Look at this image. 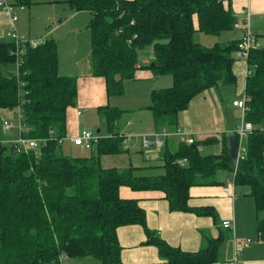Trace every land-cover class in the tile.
<instances>
[{"label":"trees","instance_id":"obj_1","mask_svg":"<svg viewBox=\"0 0 264 264\" xmlns=\"http://www.w3.org/2000/svg\"><path fill=\"white\" fill-rule=\"evenodd\" d=\"M229 1L65 0L71 12L91 15L87 26L91 75L105 80L108 97L123 94V82L135 79L139 52L151 47L152 60L146 68L155 77L172 79L170 87L150 94L147 109L158 132L177 128L179 114L199 94L236 84L238 40L212 47L194 41L196 32L218 37L239 26ZM31 5V0L12 4ZM241 23L245 30L244 18ZM14 49L13 42L0 41V130L8 131L2 129L7 121L2 119L4 112L17 109L18 139L36 141L37 147L17 151L13 141H7L10 146L0 141V264H72L87 257L94 260L90 264H124L117 230L130 225L141 227L146 244L157 249L161 262L155 264H214L223 235L208 239L195 252L171 247L147 228L138 200L122 199L119 191H158L170 212L214 219L213 211L190 208L188 201L192 187L218 184L215 176L220 171L228 173L235 188L248 189L261 217L257 240L264 243V47L252 50L246 61L250 73L245 79L249 101L244 121L253 125V131L245 141L244 158L234 165L227 138L218 155L199 151L201 146L215 145V138L180 143L177 150L165 151L163 174L156 176L139 175L133 167H101L100 157L126 151L116 134L125 112L111 106L98 109L110 135L86 150L87 156L64 155L66 110L76 102V78L59 75L52 39L36 47L26 44L16 73L5 71L16 64Z\"/></svg>","mask_w":264,"mask_h":264},{"label":"crops","instance_id":"obj_2","mask_svg":"<svg viewBox=\"0 0 264 264\" xmlns=\"http://www.w3.org/2000/svg\"><path fill=\"white\" fill-rule=\"evenodd\" d=\"M31 1L32 4L37 3ZM62 2L66 3L65 0ZM12 3L13 0H0V41L10 42L7 35L13 25L17 36L25 37L39 44L44 42L38 39L39 37L52 39L55 41L58 51V73H61V76L76 78V102L73 107L66 110L64 136L66 140L62 144L64 155L85 156L79 151L86 152V150L75 147L70 142V139L77 136L81 130L89 131L100 138L110 135L106 129L104 116L98 113V109L105 106L124 111V116L127 114L126 118L120 119L116 127V134L122 138L126 151L123 154L100 157V165L103 169L133 167L139 170L137 173L139 175H162L165 151L177 150L178 145L185 143L186 139L191 138L193 142H198L207 138H215L218 141L215 145L201 146L199 151L202 154L203 149L215 147L212 154L218 155L221 153L223 138H227L231 133L234 134L235 127L229 116L231 112L230 100L227 96L218 94V87H214L199 94L200 99L197 104H194L193 100L198 96L190 102L188 108L179 114L177 128L165 129L168 137L159 136V139L163 141V146L157 147L154 144L155 135L162 130L160 132L156 130L152 114L147 106L150 104L151 92L156 90L158 79H163L164 82L168 80L166 88L172 85V79L169 76L155 77L151 70L146 68L152 60L151 47L146 48L149 50L148 53L141 54L143 56L141 60H139L140 54H138V69L135 72V79L123 82L124 94L108 97L105 80L102 77L91 75L90 33L87 28L91 15L88 12V15H80L83 12H71L69 9L70 15H66L64 18H62L63 15H29L32 5L29 8H19L12 6ZM5 6L11 7V12H8ZM229 6L235 17H239L241 21L244 18V12H249L254 20L253 31L256 34L264 31V0H230ZM12 16L16 17L14 23L11 20ZM32 18L40 24L44 23V27L36 31ZM193 24L197 31L196 16L193 17ZM49 27L50 30H48ZM250 29L252 31L251 27ZM231 32L233 33L231 40L226 38L222 42L219 41L222 33L218 36L216 43L224 44L232 40H239L244 32V26L237 25ZM198 33L196 32L195 35ZM67 62H70L72 67L66 66ZM246 70H248L246 61L235 62L234 73L237 76L236 84H238L236 89L240 96H242L245 87ZM238 99L235 98L233 101ZM142 100L149 102L140 106ZM177 130L185 135L175 134ZM144 137L151 143L148 148H144L142 145ZM73 149L79 150L75 151L79 156H73L76 155L72 153ZM228 177L227 172L220 171L215 176L218 184L194 186L190 189L189 207L213 211L214 219L210 216H199L189 212H170L163 193L158 191L137 192L129 188H121L119 195L125 200H138L140 207L145 212L147 228L171 247L179 248L185 252H195L204 247L208 239L221 234L224 236V241L219 251L218 261L214 264H264V243L257 240L256 234L257 221L261 217H258L246 187H234V197L223 192L221 183H226ZM226 220L233 223V230L230 231L222 227V222ZM117 239L122 248L120 259L124 264L161 262L157 249L146 244V237L141 227L133 225L120 227L117 230ZM247 240H251V242L244 246Z\"/></svg>","mask_w":264,"mask_h":264},{"label":"built area","instance_id":"obj_3","mask_svg":"<svg viewBox=\"0 0 264 264\" xmlns=\"http://www.w3.org/2000/svg\"><path fill=\"white\" fill-rule=\"evenodd\" d=\"M5 9L8 12H11V7L5 6ZM244 13H245L244 20L246 21L245 30L238 40L237 50H236L234 56H235L236 60L247 61L249 53L254 49L260 48L261 46L259 45V43L256 39V36L252 33V31L250 29L249 12L245 11ZM11 20L14 23L16 21V17L12 16ZM7 36L9 37L10 42H13L14 47H15L13 54L16 58L15 67L17 70V67L21 63V56L23 55L25 45L29 44L30 47H36L37 45H39V43H37L36 41H33V40H28L25 37L17 36L16 29H15L14 25L11 27ZM249 73H250V71L246 70L245 76L247 77L249 75ZM248 101H249V98L247 97V95L245 94V91L243 90L241 98L232 102V106L235 108H238L241 111V118H242V123L234 131V134L237 136V139H238L237 144H236L237 156H236V160L234 162L235 166H237L238 162L244 158V155H245L244 144H245V141L248 138V136L253 131V125L249 122L244 121V116H245V113L247 112V104L246 103ZM12 127H13V124L10 121H3L2 129L9 130ZM175 134L185 135V133H183V132L181 133L179 130H177L175 132ZM159 136H161L163 138H167L168 134L165 130H162L160 133L155 135L154 144L157 147H162L163 141H161L159 139ZM100 139L101 138L99 136L92 134L89 131L81 130L79 132V134L77 136H75L74 138H71L70 141L74 145L79 146V147L83 148L84 150H89L96 143H98V141ZM44 142H42V143H44ZM59 143H61V141H59ZM193 143L194 142L191 138H188L185 140V144H187V145H191ZM13 145L17 151H21V150H27L29 148H36L37 142L36 141H28V140H25L23 138H19L18 140L13 141ZM142 145L144 148H148L151 146V143H150V141H147L144 137V139L142 141ZM180 163L184 164L185 161H181ZM233 187H234L233 179L228 178L226 181V185L223 186V192L226 193L227 195H229L230 197H234L235 194L233 192ZM222 227L224 229L233 230L234 225L230 220H226V221L222 222ZM250 242H251L250 240H247L245 242L244 246L249 245Z\"/></svg>","mask_w":264,"mask_h":264},{"label":"rangeland","instance_id":"obj_4","mask_svg":"<svg viewBox=\"0 0 264 264\" xmlns=\"http://www.w3.org/2000/svg\"><path fill=\"white\" fill-rule=\"evenodd\" d=\"M52 1H55V0H33V2H37V3L32 4V7L30 8V14L29 15H63L62 18H64L66 15H70L69 12H68L69 11V7H68V5L66 3L62 2V0H58L59 2H52ZM80 15H88V13L87 12H83ZM32 21H34V27H35L34 29L36 31L41 30L44 27V23H41L40 24L39 22L33 20V18H32ZM236 21L239 23V27H240V25H241L240 18L239 17L236 18ZM253 22H254L253 18L251 16H249V26L251 25L250 27L252 28V33L254 32L253 31ZM50 29L51 28L49 27L48 30H50ZM254 34L257 36V40H258V43L260 44V46L261 47H264V31H262V33H257V34L254 32ZM232 35H233L232 32L231 33L230 32L223 33L220 36L219 41L222 42L226 38H228V40H231ZM217 38L218 37H215V36H206V35L201 34V33H198L197 35H194L195 42L199 43L200 45H202L204 47H212L216 42H218V39ZM38 39H41L43 41L49 40V38H47V37H39ZM145 52L148 53L149 50L145 48L144 50H141L139 52V54H140L139 60H141V58H143V56L141 54L142 53H145ZM67 63L68 64H66V66L72 67V65H71L70 62H67ZM5 71H9V72H12V73H16V67H15V65H8L5 68ZM60 72H61V70H60ZM60 74L61 73H59V75ZM166 79H168V78H166ZM166 81H168V80H165V82H164L163 79H160L159 78L158 81L156 82L155 89L156 90H159V89L166 88L168 86ZM237 85L238 84H235V85H232V86H221V85L217 86L218 87L217 88L218 94H220L222 96H227L229 98V100H230V108H231L230 111L231 112H230L229 116H230V121L234 125L235 129L237 127H239L240 124L242 123V118H241L240 110L238 108L237 109H234L232 107V101H233V99H235V98H241V96L239 95V93H238V91L236 89V86ZM199 99H200L199 96L196 97L193 100V103L194 104H197L198 101H199ZM124 101H125V99H124ZM148 102L149 101H147V100H145V101L142 100L140 102V106H144L145 104H148ZM203 104H205V103H203ZM125 106H127V104ZM199 107H205V106H199ZM208 108H209V106H208ZM17 111L18 110L16 109L13 112H4V117H2V119L3 118H6V119H3V120L10 121L14 125V128H11L8 131L0 130V141L3 144L8 145V146H10V145H9V143H7V141H14V140H17L18 139V129L21 128L20 125H19L18 117H17ZM124 114L122 115L121 118H123V117L126 118L127 114L125 116H124ZM214 150H215V147H213V148H205V149H203L202 154L203 155L212 154L213 153L212 151H214ZM75 151H79V150L78 149H73L72 150V153L73 154H76V155H73V156H79L77 153H75ZM65 152H68V151H65ZM79 152H81L83 155H86L87 156V153L86 152H84L82 150H80ZM93 262H94V260L91 257H87V258L79 259V260H77V262L73 261L72 264H76V263L77 264H90V263H93Z\"/></svg>","mask_w":264,"mask_h":264},{"label":"water","instance_id":"obj_5","mask_svg":"<svg viewBox=\"0 0 264 264\" xmlns=\"http://www.w3.org/2000/svg\"><path fill=\"white\" fill-rule=\"evenodd\" d=\"M151 67H153V65H151ZM227 147H228L229 156L232 162L234 163L237 156V147H236L235 136L233 133L227 136Z\"/></svg>","mask_w":264,"mask_h":264}]
</instances>
